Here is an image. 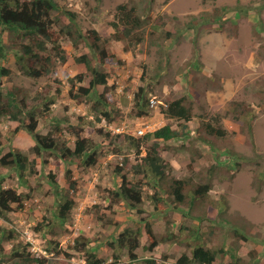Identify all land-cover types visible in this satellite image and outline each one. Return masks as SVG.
Listing matches in <instances>:
<instances>
[{"label":"rangeland","instance_id":"rangeland-1","mask_svg":"<svg viewBox=\"0 0 264 264\" xmlns=\"http://www.w3.org/2000/svg\"><path fill=\"white\" fill-rule=\"evenodd\" d=\"M57 1L62 9L54 17L60 16L68 22L70 16L63 14L69 11L76 15L75 22L81 29H96L104 37L114 33L112 22L116 21L120 5L136 6L138 14L148 24L143 30L145 40L142 43H112L111 51L124 59L126 66L103 68L109 74V84L98 87L94 96L96 99L105 93L113 100L110 110L114 111L116 119L98 122L92 103L81 104L69 93L68 79L86 71L76 59L89 54V47L75 49L62 35V27L55 25L52 27L53 40L59 41L67 52V62L57 59L55 44L50 43L48 55L53 59L54 75L34 79L26 76L19 64L24 61L23 44L8 40L6 35L9 50L2 64L13 72L4 78L3 88L32 105L37 103L35 95L39 92L56 97L49 113L43 106L38 107L39 112L35 110L38 132L42 135L52 132L64 143L62 146L74 149L76 136L71 135L72 131L85 126L84 137L92 138L89 142L92 148L82 158H77V163L61 160L60 153L55 152L37 156L33 151L37 143L30 133L23 130L17 138L14 132L23 125L6 121L1 126L3 146L0 145V156L10 151L11 145L20 146L23 154L36 162L38 170L26 187H20L26 197L24 207L8 212V220L0 218V228L12 230L17 235L13 242H4L5 249L11 251L24 242L33 256L45 257L46 264H86L79 254H74L72 259L58 254L63 249L72 253L67 246L84 234L92 240L105 264H142L140 260L146 258H153L158 264H177L183 254L192 256L188 237L199 232L209 248L235 249L246 263L264 264V0ZM167 32L174 36L167 38ZM144 76L146 80H143ZM55 79L63 82L61 95L57 94L59 84ZM87 83H78L76 89ZM146 84L153 89L151 113L138 117L133 113L135 95ZM184 96L189 97L194 108V120L190 124V139L194 140L187 142L185 148L181 147V141H174L173 148L163 153L171 168H167L166 182L160 187L154 180L149 183L143 176L135 174L134 166L140 162V155L121 135L137 138L141 136L140 132L146 134L161 128L168 122L162 109L169 101ZM235 102L243 105L238 112ZM246 109L250 114L245 112ZM242 111L245 114L234 119L233 116ZM218 115L222 117L228 135L224 139L211 138L213 147L196 142L195 139L204 134L205 125ZM25 120L30 123L29 118ZM176 126L177 122L174 123ZM60 127L62 130L56 131ZM100 129H103L102 133ZM107 133L109 137H106ZM190 144L197 145L202 153L196 161L191 159ZM91 156L96 163L88 165ZM211 166L216 168L209 177L207 173ZM118 168L133 184H141L142 212L131 209L122 201L112 203L110 191L123 184L122 175L116 173ZM68 170L77 183L76 190L70 189ZM58 172L60 194L56 195L49 175ZM0 175V187L19 188L16 173L0 168ZM188 178L193 179L194 186L211 181L213 188L205 203L196 201L192 206H185L173 202L171 186L174 179ZM61 192L76 201L71 219L63 225L57 219L52 227L37 231L38 224L50 215V209L59 205ZM186 194L191 200L190 192ZM218 210H222L221 213ZM99 216L104 219L100 221ZM149 226L154 237L148 232ZM138 227L143 229V236L136 262L129 258L128 250L120 252L107 245L126 229L137 231ZM155 241L154 249L148 250ZM254 251L258 253L255 259ZM231 260L229 255H219L214 264H227Z\"/></svg>","mask_w":264,"mask_h":264},{"label":"trees","instance_id":"trees-1","mask_svg":"<svg viewBox=\"0 0 264 264\" xmlns=\"http://www.w3.org/2000/svg\"><path fill=\"white\" fill-rule=\"evenodd\" d=\"M98 3L102 0H96ZM61 5L57 0H0V145H2V129L6 121H16L22 128L15 129L17 138L21 136L23 130L30 133L35 139L37 145L34 148V152L37 156H41L43 152L60 153L61 160H73V163H77V158H82L84 154L92 148L89 142H92V138L84 137L85 126L82 129H73L71 135L76 136L75 148L71 149L68 145L62 146V143L54 133L50 132L47 135H42L38 132L37 128L39 120L37 112H39V106H43V109L47 110L46 113L52 111L50 106H53L57 98L50 96L47 93H38L35 95L36 104H28L25 99L19 98L14 92L7 91L3 88L4 78L12 75V70L2 64L7 57V43L5 37L7 35L8 40H17V43L23 44V58L24 61H19L22 66L24 74L30 78L40 79L43 77H51L54 75L55 69L51 66L53 59L48 55V46L50 43L55 44L57 50V59L66 63L68 59L67 52L63 50L62 45L57 40H53L52 27L60 25L62 27L61 33L67 39L70 40L72 46L80 50L81 47L87 46L90 48V53L82 54L76 59V62L85 66L86 71H83L74 78H69L70 96L73 100H77L79 103H92L93 113L96 115L97 121L102 122L104 119L113 122L114 111L110 108L113 106V100L109 99L107 95L102 94L99 98L95 99V90L100 86H107L109 84V74L103 68L107 65L114 67H125L126 61L117 56L116 53L111 51L113 42L128 41L130 43H142L145 39V33L143 30L147 27V21L138 14L136 6H128L126 4L118 7V13L116 15V21L112 22L114 27V33L109 37L102 36L98 30L93 29L85 31L75 22L76 15L71 12H64L65 15H69L68 22L64 21L62 17L55 16V13L61 11ZM55 18V19H54ZM215 20H218L216 16ZM70 22V23H69ZM155 32H158L155 30ZM153 36L156 33H152ZM173 33H166L167 38H172ZM158 40L160 38L158 37ZM199 62V61H198ZM41 67H38V65ZM198 66V65H197ZM147 72V68H144V75ZM147 74V73H146ZM56 80V79H55ZM143 80H146L145 76ZM59 84L57 88V94H63V82L57 81ZM88 82L87 85L81 86L76 89L77 84H83ZM153 89L150 84L140 87L139 91L135 95L134 100V112L136 116H147L151 113L150 109V94ZM189 97H179L172 101H169L167 109H164L163 113L167 119V123L153 133H148L141 138H135L130 134L121 135V138L129 140V144L140 155V162L134 166L135 174L141 175L151 183L154 180L156 185H163L166 182L168 176L167 168H171V165L163 157V153L166 150L173 148L174 141H181L182 148L186 147L187 142H192L190 124L194 120V108L193 104L188 100ZM109 99V100H108ZM39 101V103H38ZM241 103L235 102L234 107L238 112L239 107H242ZM38 108V109H37ZM34 110V111H33ZM114 110V109H113ZM234 115V119L238 120L242 114ZM250 114L247 109L245 111ZM25 118L30 119V123L27 124ZM65 122V121H64ZM177 122L178 126L174 127V123ZM63 123V121H62ZM70 124V121H68ZM72 124V123H71ZM205 132L196 138V142L200 141L213 147L211 138L224 139L228 135V130L224 127L222 117L220 115L213 118L211 122L205 125ZM71 127V125H70ZM69 131L71 133V129ZM61 127L56 131H61ZM100 133L103 129L99 130ZM198 135V134H197ZM110 135L107 133L106 137ZM66 144V142H65ZM190 153L193 155L191 159L200 158L202 153L197 148V145H189ZM145 149V151H144ZM2 152V151H0ZM2 153H0L1 155ZM96 160L91 156L89 158L88 165H93ZM61 168V165L58 164ZM127 165V164H126ZM0 168H8L12 173H16L20 180L19 188L7 189L3 185L0 187V218L5 220L9 219L8 212L19 211L24 207L26 197L20 192V187H26L29 183L30 177L34 176L38 170L36 169V162L32 161L28 155L23 154L20 146L11 145V149L7 154L0 156ZM215 166H211L208 169V176L211 177L212 172L215 170ZM117 174L122 175V169L116 170ZM67 178L70 182V189L76 190L77 183L73 180L71 170H68ZM1 177V175H0ZM122 186L110 191V197L112 203L125 202L131 209H138L142 212L141 205H143V189L141 184H133L127 179L125 175H122ZM49 181L56 188L55 194L58 195L59 191V172L58 174L50 173ZM192 178L181 179L173 181L171 186L172 194L175 197L174 203L178 205H190L198 201L199 203H205L210 196V192L213 188L211 181L198 186H194ZM63 191V190H62ZM190 192L192 199L186 194ZM61 200L58 206L50 209V215L45 216L46 221H42L36 227L37 231L45 230L46 227H52L56 224V220L60 219L62 224H65L71 219L72 213L75 211L76 201L71 198L65 192H61ZM156 201H160L156 197ZM222 204V203H221ZM201 206V205H200ZM98 207V206H96ZM219 211V210H218ZM222 210L219 212L221 213ZM104 218L99 216V220ZM213 220V219H212ZM120 228V227H118ZM142 228L138 227L137 231L126 229L125 232L120 234V237H113L112 242H108L117 251L123 249L128 250L129 258L136 262L139 257L137 250L140 248V238L142 235ZM193 231V229H191ZM148 232L153 235L152 229L149 226ZM154 237V235H153ZM246 239V237H242ZM17 239L16 233L8 231L5 228H0V264H46L48 260L45 257L36 258L29 251V245L21 242L17 244L11 251H7L4 247V242H13ZM190 245L193 248L192 256L183 254L178 259L177 264H214L219 255L231 256V262L227 264H249L243 259V257L235 249H212L207 247L204 236L198 232H194L192 236L188 237ZM91 239L84 234L77 236L73 243L67 246L68 251L59 250L58 254H64L68 259H72L74 254H79L85 258L86 264H105V260L99 256L96 252L94 245L91 243ZM195 241V243H194ZM156 245V241L149 246L148 250H153ZM58 249V246L56 250ZM255 259L258 253L254 251ZM142 264H158L153 258H146L140 260ZM252 264V263H251Z\"/></svg>","mask_w":264,"mask_h":264},{"label":"clouds","instance_id":"clouds-1","mask_svg":"<svg viewBox=\"0 0 264 264\" xmlns=\"http://www.w3.org/2000/svg\"><path fill=\"white\" fill-rule=\"evenodd\" d=\"M108 86V85H107ZM167 107H168V104H167V106H165L162 110L164 111V109H167ZM163 111L161 112L162 114H163V116H164V113H163ZM165 117V116H164ZM159 129V128H158ZM157 129V130H158ZM153 132H155V131H153ZM153 132H149V133H153ZM146 134H148V133H146ZM146 134H144L143 132H140V135L141 136H138L137 138H141V137H143V136H145ZM144 151H145V149H144ZM137 152V151H136ZM75 181V180H74ZM141 247V246H140ZM164 263V262H163ZM162 263V264H163Z\"/></svg>","mask_w":264,"mask_h":264}]
</instances>
